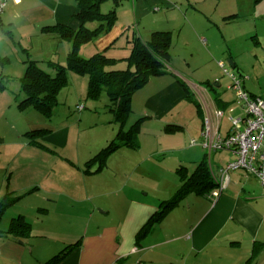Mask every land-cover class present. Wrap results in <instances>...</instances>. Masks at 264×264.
I'll list each match as a JSON object with an SVG mask.
<instances>
[{
  "label": "crops",
  "instance_id": "obj_1",
  "mask_svg": "<svg viewBox=\"0 0 264 264\" xmlns=\"http://www.w3.org/2000/svg\"><path fill=\"white\" fill-rule=\"evenodd\" d=\"M121 6L119 9L124 7ZM133 6L135 22H138L135 0ZM237 12L238 9L231 11L230 15H223L219 21L228 24L227 19L233 16L232 13L237 15ZM78 13L77 0H21L19 4L9 0L7 7L0 14L3 26L0 28V78H5L7 87L5 92L9 97V100H4L3 93H0V102L3 101L0 104V158L5 155L0 161V200L6 197L10 203L0 219V264H47L64 252L67 255L57 264H264V189L256 177L244 171L230 172L223 178L221 170L236 160L235 154L230 150L209 152L201 145L207 120L210 121L214 132L222 139H226L232 130L231 117H242L245 110L237 101V104L233 102L231 96L222 95L218 91L222 86L217 79L212 80L211 70L205 75L208 76L205 81L200 82L185 72V67L190 69L192 60L201 58L197 54L198 50L195 51L196 48L188 43H185V53L179 57V60L187 61V64L183 65L182 61L172 63L173 65L169 63L166 75L153 78L136 94L151 86L152 93L146 103V108L150 111L145 114L146 116L140 117L146 118L143 119L141 126L156 118L155 123L162 126L161 133L167 137L184 136L189 139L190 136L191 142L194 140L197 145L192 146L190 143L187 152L193 150L194 154L181 155L177 162L190 173L192 164L197 167L206 160L218 185L217 189L203 196L188 195L146 236L140 237L143 227L158 212L157 200L150 202V198L142 197L143 195L139 198L137 191H132L135 195L126 201V213L119 221L117 214H112L113 211L104 206V199L101 197L107 194V190L95 182H88L94 176L101 175L108 166L126 163L120 157V151L111 155L100 171L97 165H93L89 169L91 173H87L85 167L73 162V167L63 172L60 150L69 144L71 139L69 134L53 126L52 122L43 123L41 117L45 115L36 110H34L36 116L30 119L27 116L29 112H25L27 109L21 108L20 103H15L13 92H8L13 91L11 85L14 84L21 90V79L25 76L27 62L30 59L17 64L10 72H6L3 65L12 66V56L17 61L23 52L37 65L51 62L62 64L58 63L57 59H49V56L55 54L51 48L41 50L42 57L38 56L40 61L34 57L35 48L24 41L23 31H30L32 38H42L44 40L42 44L48 42L49 45H53L52 42L57 39L58 27L72 30L79 28V22L75 19ZM128 13L130 12L127 7L122 12L124 15L122 18L125 19ZM198 13L201 15L202 12ZM196 15L190 18L189 23L187 21L188 37H192L198 47L204 49L202 42L206 40H201V36L195 30L197 28L202 31L200 27L203 28L205 23L200 15ZM207 27L205 34L201 32L202 36H207L206 31L210 30L209 26ZM122 28L121 25L115 27L109 35L98 39L99 46L95 48L98 50L96 52L105 50L109 51L108 55L120 36H123L127 41L125 56L114 58H127L132 49L129 40L134 35L128 33L125 36ZM6 31L15 34L14 49L7 43L6 38H3ZM248 36L249 33H245L240 38L248 41ZM257 44L264 50L262 41L258 40ZM66 46L68 59L72 44L71 47L68 44ZM109 46L111 47L107 49ZM258 51V49L249 51L254 58L252 69L243 68L239 55H234L230 46L227 49L226 45L223 51V56L225 54L228 56V66L233 73L243 78L244 88L253 97L264 95V59L260 58ZM203 52L206 53L205 50ZM208 52L213 58L220 57L215 51ZM188 55L192 57L191 60ZM82 56L87 58V54ZM194 56H197V59ZM219 61L225 62L222 59ZM218 67L220 68L219 64ZM224 76L228 78L225 74ZM72 79L75 78L72 76ZM212 81L215 84H212ZM185 90L190 92L194 102L188 101ZM183 104L195 107L193 118L185 120L182 115H177ZM176 108L179 109L178 112L174 111ZM217 111L223 112L221 118L216 115ZM173 115L177 117L174 118ZM198 118L200 126L193 130L190 126ZM225 119L227 122L224 125ZM3 123L5 129L1 127ZM174 128L176 130H173ZM38 131H44L45 134L33 139L27 135L29 132ZM192 133L196 135L194 138ZM150 137L153 136L151 134H146L145 138L139 136V149H127L131 154L129 167L133 170H125L129 167L123 168L124 191L131 186L135 171L144 174L142 169L148 173L156 169V165L152 163L156 151L146 155L143 150L144 144L152 145ZM32 141L43 146L33 144ZM174 143L168 142L170 145ZM68 175L75 179L71 184L66 179ZM143 178L145 182L146 176ZM222 183L226 185L225 189L218 198H214L213 192L220 191ZM168 186L174 188L173 182H169ZM16 218H23L30 223L29 237L18 238L6 234L10 227L9 222ZM77 243L79 245L74 249H67Z\"/></svg>",
  "mask_w": 264,
  "mask_h": 264
},
{
  "label": "rangeland",
  "instance_id": "obj_2",
  "mask_svg": "<svg viewBox=\"0 0 264 264\" xmlns=\"http://www.w3.org/2000/svg\"><path fill=\"white\" fill-rule=\"evenodd\" d=\"M135 3L138 10V22H135L133 0H123L122 6L124 7L117 10L118 21L115 27L121 25V27H123L122 30L125 31V36H127L128 33L130 35L134 33V36L140 37L143 41H148L153 32H171L173 34V45L171 53L172 57L169 60L170 65L182 61L179 60V57L182 53H185V43H188L196 48L195 51L198 50L197 54L201 58L197 59V56H194L197 60H192V62H190V69L185 67V72L188 75H193V79L200 82L205 81L206 77H208L205 75L209 74V71L211 70L213 72L212 80L217 79L222 86L218 91L222 95L227 94L228 97L231 96L232 101L236 103L235 93L227 90L230 81L224 76L217 63L219 59L225 60L227 68L232 71L227 63L229 61L228 56L226 54L223 56V51H225L226 45L227 49L228 46L232 48L234 55H239V61L243 68L252 69L254 61V58L251 57L250 53L252 49H258V55L261 59H264V50H262L261 46H258L257 44L258 40L262 41L264 44V0L259 2H257V0H135ZM240 6H242V8H240ZM127 7L128 12L130 13H128L126 18L123 19L122 16L124 15H122V12L126 10ZM113 9L114 7L112 3L102 6L103 13H109ZM236 9L239 11L237 12L238 16L234 17L236 13L231 14L233 17L228 16L231 20H227L229 21L228 24L219 21V18L221 19L223 15H230L231 11H235ZM198 12H202L201 15ZM196 14L200 15L202 21L205 23L203 28L200 27L204 34L205 30L208 28L207 26H209L210 29L206 31L208 32L207 36H202V31L197 28L195 30L198 31L201 40L205 39L207 41V43L206 41L202 42L204 45H202V48L204 49H200L194 39L188 37L189 29L187 27V21L189 23L191 20L190 18H194V16H197ZM2 17L4 18V15H2ZM6 29L9 30L8 27ZM245 33H249L248 41L240 38V36H244ZM5 34L6 35H4L3 38H6L5 40L7 43H9L14 49L16 47V40L13 35L15 34L12 35L9 31H6ZM23 36L24 41L30 43V46H34V57L38 58L39 56L41 58V50L44 48L46 50L51 48L55 54L54 56H49V59H57L58 63L66 64V44L71 47V43L60 38L59 33L56 36L57 39L52 42L53 45H49L48 42L42 44L44 41L42 38H32L30 31H23ZM131 38L129 41H131ZM208 39L210 43H208ZM97 46L99 45L96 40L95 42L82 47L79 55L82 56V54H87V57H90L97 53L96 51L98 50L95 49ZM126 46V39L123 36H120V39L117 40L116 45L108 56L112 58L125 56V52L127 51ZM246 47L248 48L243 51ZM53 48L56 49L54 50ZM203 50H205L208 55L203 52ZM208 51H215L220 57L213 58ZM108 52L109 51H107V53ZM23 53L19 56L17 55L19 57L17 61L16 58L12 56L13 65L4 64L3 69L6 72H10L13 67L16 68L17 64H21L23 61H26V59L33 60L27 54ZM188 58L190 60L192 59L189 55ZM182 62L183 65L188 63L187 61ZM212 62L216 65L214 66ZM119 64L127 65L126 61H121ZM39 65L45 71H51V74L55 75L56 71L49 66V63H40ZM233 71L235 72L236 70L233 69ZM72 76L75 78L74 80L72 79ZM69 82V85L61 92L58 98L57 106L55 107L53 115L50 118L47 116L41 117L43 123L52 122L51 124L53 126L65 130L71 138L66 148L60 150V154L62 155L61 166L63 172L69 171L70 168L73 167V162L86 168V164L94 156L100 153L103 148L110 145L112 141L116 140L117 143L120 142L117 137L119 127L114 123V116L106 107L108 104L107 96L104 94L101 99L96 101L89 99L87 97L89 83L88 78L85 76L83 77L71 73L69 76ZM211 83L215 84L214 81ZM11 86L13 91L8 92H13V101L17 104L21 103V101L25 99V95L19 90V87H15V84ZM149 89H145L134 97L132 105L133 115L130 119L129 126L140 119V117L146 116L145 114H147V112L149 113L150 110L146 108V103L152 93L151 86H149ZM5 91H7V89L0 91V93H3L2 96L4 97V100H9ZM2 102L3 101H1L0 104H2ZM78 105L85 108L84 111H78ZM24 109H27V111H23L29 112L27 113V116H29L30 119H33L34 116H36L34 113L36 111L30 107L26 106ZM180 110L181 111L177 115H182L185 120H188L189 118L191 119L194 117V110L196 109L189 104H183ZM174 111L178 112L179 109L176 108ZM177 115H173L174 118H176ZM39 116L42 115L40 114ZM234 117L235 116L231 118L233 119ZM153 119V121L149 120L144 126L142 125L137 135L145 138L146 134H151L154 137H150L152 145H147V143L146 145L144 144L143 150L146 155L149 152L156 151L153 158L154 161H152V163L156 165L155 170L148 173V171L142 169L141 171L144 174L136 173L135 171L133 173V179H131V186L124 191L122 189L125 182L123 168L130 166L131 154L127 152V147H123L120 149L119 153H121L120 157L122 160L126 161V163L108 166L101 175L94 176L92 179L88 180V182H95L96 185L107 190V194L101 197L104 199V206H107L108 209L112 210V214H117V220L119 221L123 219L126 213V201L135 195V192L132 191H137L139 198H141V195H143L142 197L150 198V202H153L154 199L157 200L159 210L160 204L171 199L180 188L179 170L181 167L177 162L180 159V156H193L194 154L193 150L187 152L189 151L188 149L192 140L190 136H188L189 139L184 136L169 138L161 133L162 126L155 123L156 118ZM224 121L225 125L227 120L225 119ZM198 122L199 118L198 120L193 121L192 126L190 127H192L193 130L195 127H199L200 123ZM20 126L21 124H19V127ZM1 127L2 129H5V124L3 123ZM192 135L193 138L196 136L195 133H192ZM169 141H174L175 143L170 145L168 144ZM4 158L5 155L3 154L0 161ZM115 160L117 161L118 159ZM192 166L190 173L196 168L195 164H192ZM188 167L191 169L189 165ZM118 170H120V172ZM125 170L133 169L129 167ZM216 171L217 170L215 169V172ZM144 175L147 178L145 182H143ZM66 179L69 184L73 183L75 180L72 175H68ZM169 182H173L174 188L168 186ZM107 184L109 186H107ZM136 186L138 187L136 188ZM172 191L173 194H171ZM160 194H165L167 196H161ZM5 222H7V219ZM10 224L11 223L9 222L8 227Z\"/></svg>",
  "mask_w": 264,
  "mask_h": 264
},
{
  "label": "trees",
  "instance_id": "obj_3",
  "mask_svg": "<svg viewBox=\"0 0 264 264\" xmlns=\"http://www.w3.org/2000/svg\"><path fill=\"white\" fill-rule=\"evenodd\" d=\"M259 1L261 0H257V2ZM108 3H112L114 9L109 13H103L102 6ZM122 3L123 0H77L79 13L75 16V19L79 22V28L72 30L58 27L56 30L60 38L72 44V51L68 56L67 63L65 65L49 63V66L56 71L55 75H52V72L45 71L35 61L29 60L25 76L21 79V92L25 95V99L21 101L20 107L23 109L26 106L31 107V109L49 118L55 112L61 92L70 83L69 76L71 73L88 78L87 97L89 99L96 101L101 99L104 94L107 96L108 104L106 107L114 116V123L119 127L117 137L120 142L112 141L110 145L103 148L100 153L90 160L86 164L87 173H91L89 169L93 165L98 166V171L102 170L106 160L123 147L134 150L139 149L140 144L137 133L144 121L143 119L146 118H140L129 126L133 115V99L153 78L167 74L171 58L173 45V34L171 32H153L148 41L133 36L130 42L132 49L127 58L109 57L105 50L87 58L79 55L82 47L109 35L113 31L118 21L117 10ZM236 16L238 15H234V17ZM227 20L231 21L229 18ZM2 27V21H0V28ZM121 61H126L127 65H120ZM241 79L243 81V78ZM4 80L5 78H0V91L7 89ZM185 91L188 101L194 102L190 92ZM195 105L198 106L196 103ZM78 111L80 110L78 109ZM43 134H45L44 131L27 133L30 139L40 137ZM32 143L43 146L39 142L32 141ZM179 180L181 185L176 194L160 204L158 212L149 219L141 230L140 237L146 236L157 223L172 209L178 207L188 195L203 196L218 187L206 160L199 163L192 173H189L187 168L181 167ZM9 205L10 203L7 202L6 197L0 200V219ZM30 231V223L23 218H16L11 222L6 234L11 237L27 238ZM79 243L67 249L72 250ZM65 255H67L66 252L53 258L47 264H57Z\"/></svg>",
  "mask_w": 264,
  "mask_h": 264
},
{
  "label": "built area",
  "instance_id": "obj_4",
  "mask_svg": "<svg viewBox=\"0 0 264 264\" xmlns=\"http://www.w3.org/2000/svg\"><path fill=\"white\" fill-rule=\"evenodd\" d=\"M13 1L16 4L21 3V0ZM8 2L9 0H0V14ZM218 64L230 79L228 89L235 93L236 101L243 107L245 114L231 119L232 130L226 139L219 137L207 120L201 145L209 152L230 150L235 154L236 160L221 170L223 178L230 172L244 171L256 177L264 189V96L253 97L245 90L242 79L230 71L225 62L219 61ZM78 109L82 111L83 107L80 106ZM216 115L221 118L223 112L217 111ZM191 145H197V142L193 140ZM225 187L226 185L222 183L220 191L213 192V197L218 198Z\"/></svg>",
  "mask_w": 264,
  "mask_h": 264
},
{
  "label": "water",
  "instance_id": "obj_5",
  "mask_svg": "<svg viewBox=\"0 0 264 264\" xmlns=\"http://www.w3.org/2000/svg\"><path fill=\"white\" fill-rule=\"evenodd\" d=\"M229 64L231 65V62H229Z\"/></svg>",
  "mask_w": 264,
  "mask_h": 264
}]
</instances>
